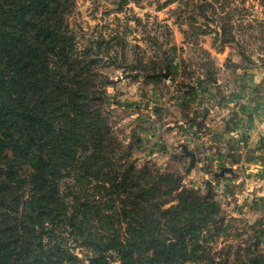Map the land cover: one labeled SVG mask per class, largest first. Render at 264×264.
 Listing matches in <instances>:
<instances>
[{"label":"trees","instance_id":"16d2710c","mask_svg":"<svg viewBox=\"0 0 264 264\" xmlns=\"http://www.w3.org/2000/svg\"><path fill=\"white\" fill-rule=\"evenodd\" d=\"M73 6L0 0V264H264L259 240L218 248L210 197L118 151L98 71L111 46H78Z\"/></svg>","mask_w":264,"mask_h":264},{"label":"rangeland","instance_id":"374dc122","mask_svg":"<svg viewBox=\"0 0 264 264\" xmlns=\"http://www.w3.org/2000/svg\"><path fill=\"white\" fill-rule=\"evenodd\" d=\"M210 1L201 11V0H74L68 24L79 47L111 46L98 71L118 151L218 204V248H264V0ZM182 144L196 154L190 169Z\"/></svg>","mask_w":264,"mask_h":264},{"label":"water","instance_id":"95a60500","mask_svg":"<svg viewBox=\"0 0 264 264\" xmlns=\"http://www.w3.org/2000/svg\"><path fill=\"white\" fill-rule=\"evenodd\" d=\"M165 78L167 77V74H162ZM216 81V80H214ZM182 155L186 156V157H189L190 158V161H189V166H188V169L192 168L196 162V154L191 151L187 145L185 144H182ZM228 171L231 170V168H226ZM210 184H211V181L210 180H207L206 181V185L208 186V188H210Z\"/></svg>","mask_w":264,"mask_h":264}]
</instances>
